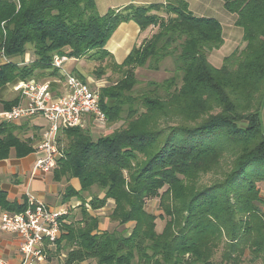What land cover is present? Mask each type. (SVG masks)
I'll list each match as a JSON object with an SVG mask.
<instances>
[{
    "label": "trees",
    "instance_id": "obj_1",
    "mask_svg": "<svg viewBox=\"0 0 264 264\" xmlns=\"http://www.w3.org/2000/svg\"><path fill=\"white\" fill-rule=\"evenodd\" d=\"M221 1L235 16L242 43L214 67L208 55L223 44L221 23L194 15L187 0L129 3L104 14L95 0H0V58L24 55L28 45L35 56L29 64L0 62V87L34 77L53 65V56L85 57L95 62L96 78L119 75L100 88L107 121L121 119L128 104L125 124L109 134L93 138L80 127L59 132L68 141L56 160V177L78 178L81 190L96 187L102 196L92 192L90 208L112 199L110 220L122 226L99 231L98 218L87 213L82 225L62 222L56 243L63 240L68 248L63 264H219L212 258L221 243V264H264L258 185L264 182V0ZM128 21L145 37L117 63L105 45ZM166 58L170 76L130 95L138 69L157 71ZM50 74L60 73L53 68ZM17 101L3 105L10 110ZM23 128L12 120L0 123V159L11 150L15 156L34 150L18 135ZM209 173L220 177L201 183ZM3 195L2 207L24 209L26 203L9 205ZM153 196L158 216L166 218L160 232L157 215L145 207Z\"/></svg>",
    "mask_w": 264,
    "mask_h": 264
},
{
    "label": "crops",
    "instance_id": "obj_2",
    "mask_svg": "<svg viewBox=\"0 0 264 264\" xmlns=\"http://www.w3.org/2000/svg\"><path fill=\"white\" fill-rule=\"evenodd\" d=\"M160 1L162 0H104L103 3L99 5L98 0H95L96 9L99 14H104L109 8L120 9L129 3H152ZM207 1V4L209 5L205 6L201 4L199 8L201 10L210 12V15H206L207 13H203V15H197L198 13L192 12L190 8L191 5L188 1L189 10L196 16H207L217 19L222 26V36L224 40L222 45H224L225 36L226 38L231 37L232 33L237 30L228 29L226 35H224L223 22L220 20V16L222 17L223 14L217 9L218 2L216 0ZM221 6L222 1L219 2V8ZM225 19L228 22H231L227 23L229 26H236L234 24V15L230 19L227 17ZM144 37L145 34H141L139 26L134 21L122 22L118 25L116 30L106 42L105 48L112 54L114 60L117 63H120L124 60L132 47L138 44L139 41ZM241 43L242 41L237 44L234 49L239 47ZM214 51L215 49L212 50L208 55L209 63L214 67H220L223 59H217L213 54ZM34 57L35 56L33 54L32 47L31 45H28L27 51L24 53V55H12L8 58L2 57L0 58V62L2 63L8 61L23 65L32 62ZM54 58L55 56H53L52 64L54 62ZM83 61L88 63L90 62V60L85 57H67V59L62 62V67L66 72L73 73L80 78L82 77L90 87L94 88L97 86V84H101L102 81L100 80H103V77L96 78L92 74V69L91 73H85L82 64ZM94 63L95 62H93V64ZM53 68L55 69L56 67L52 65L51 67L43 70H36V75L32 78H29L28 80H35L36 82L48 81L50 83L52 96L55 98L64 92V80L63 78H60V75L62 76V74H58L59 76L50 74L53 71ZM56 70L58 73H60L57 68ZM70 70L73 71L71 72ZM28 80L15 78L0 87V114L7 111L3 105V101L11 100L16 97H18L17 104L25 101L24 97L21 95V90L18 89L17 86L21 82H26ZM12 121L16 124H22V128H24L21 129L18 135L20 138L30 139L32 145L34 146V150L25 156H15L14 150H11L7 157L0 159V191L4 194V198L2 199H4L9 205H21L27 202V197L30 195L45 202L51 209L64 212L61 216L64 225H82V214L87 213L98 218L97 227L99 231H113L115 229L114 225H118L116 222L114 225L109 226L107 220L104 222L99 220L100 214L105 215L107 209H109L111 206H114L113 200L108 199L106 205L103 208L97 210H92L89 206L91 194L95 191L96 187H92L90 190H81V185L78 178L73 176L69 178L65 176L57 178L54 169L48 173L36 172L33 174L35 161L42 154V151L37 149L36 145L40 141L42 131L45 127L44 119L40 115H34L20 117L19 119ZM2 122L6 121L0 116V123ZM73 191H76V194L72 193ZM110 202H113V205H108ZM3 211L15 212L14 210H8L7 208H4L2 205H0V213ZM64 233H66L65 228L63 230V234ZM18 248L19 238L17 234L6 232L0 229V261H3L7 264H16L20 258ZM67 250L68 248L67 246L64 247L63 240H61L58 244L56 243L50 248L48 252L50 256L48 261H46V264H63ZM89 263L97 264V262L94 260L82 261L79 264Z\"/></svg>",
    "mask_w": 264,
    "mask_h": 264
},
{
    "label": "built area",
    "instance_id": "obj_3",
    "mask_svg": "<svg viewBox=\"0 0 264 264\" xmlns=\"http://www.w3.org/2000/svg\"><path fill=\"white\" fill-rule=\"evenodd\" d=\"M66 56H55L53 65L64 80V92L53 98L48 81L21 82L17 88L25 101L0 114L3 120L40 115L45 121L41 139L36 148L42 151L35 161L33 174L48 173L60 157L57 137L64 128H86L91 122L104 124L106 114L100 106V88L105 82L90 87L73 73L66 72L62 62ZM64 212L51 209L45 202L28 195L23 210L0 213V229L17 234L19 261L16 264H46L48 252L60 236L61 216ZM0 264H7L0 261Z\"/></svg>",
    "mask_w": 264,
    "mask_h": 264
},
{
    "label": "rangeland",
    "instance_id": "obj_4",
    "mask_svg": "<svg viewBox=\"0 0 264 264\" xmlns=\"http://www.w3.org/2000/svg\"><path fill=\"white\" fill-rule=\"evenodd\" d=\"M104 0H98L99 2V5L101 3H103ZM110 1V0H109ZM189 1L190 5H191V11L194 12V13H198L197 15H203V13H207L206 15H210V12L208 11H204V10H201L199 8V6L201 4L207 6L209 4L207 0H187V2ZM218 3H217V9L218 11H220L223 16L221 17L220 16V20L223 22V34L226 35V32L227 30L229 29H234V30H237V31H234L232 33V36L231 37H228L226 38L225 36V44L222 45L221 47L215 49L214 51V56L217 58V59H220V58H224L225 56L229 55L232 50L234 49V47L239 44L241 41H242V38H241V29L240 27H236L234 25H228L227 23H231V22H228L225 18L227 17L228 19L232 18L233 15L230 14L229 12H227L222 6L219 8V2H221V0H216ZM199 8V9H198ZM217 11V12H218ZM216 15V14H215ZM226 16V17H225ZM239 30V31H238ZM239 35V37H238ZM241 46V45H240ZM239 46V47H240ZM213 56V57H214ZM83 69L85 71V73H91V69H92V64L93 62H86V61H83ZM173 65H172V62L170 60V58H166L164 64H162L160 66V69L155 71V70H149L147 68H142V69H138V74L136 75L137 77V82L132 90V92H130V95L132 96H139L141 93H145L147 92L150 88L149 86L147 85L149 81H161L162 79L170 76V72H169V69L172 68ZM71 72L73 70H70ZM103 77V81L105 82L104 84L107 85V84H110L112 83L113 81L117 80L119 75L117 74H111V73H108V74H105L102 76ZM135 106H138V103L136 102L135 103ZM127 109H128V104H125L123 106V110L121 112V119H119L118 121H115V122H110V121H106V123L104 124H99V123H96V122H91L92 124H89L85 129L88 130V133H90V135L93 137V138H96L100 135H105V134H109L113 131V129H115L116 127L118 126H121V125H124L125 123H123V120H125L126 118V115H127ZM164 124V123H163ZM260 124H261V129L262 131H264V97H263V103H262V106H261V109H260ZM68 139L64 136V134L61 132L59 134V140H58V144H59V151L60 153L62 152L63 148H65V145L67 143ZM216 177H220V173H209V174H206L204 176H201L200 178V182L201 183H209L210 181H212L214 178ZM259 185V194L260 196L264 199V182H261V183H258ZM94 192H98L99 196H102V193L99 192V190L97 188H95V191ZM159 199L157 196H153V197H147L145 199V207L148 211L154 213L157 215L156 219H155V222H156V226H155V230L157 232H160L165 224V221H166V218H163V217H159V213L161 212L160 209H159ZM113 205V202H110L108 205ZM113 206H111L109 209H107L105 215L103 214H100L99 216V220L101 222H104L105 220H107L108 222V225L109 226H112L115 224L114 221L110 220V217H109V213L111 211V208ZM262 208L264 209V205L262 206ZM109 218V219H108ZM129 223H127L126 225L124 226H128ZM123 226V227H124ZM115 229L114 230H118L120 231L122 229V226H116L114 225ZM128 231V230H127ZM122 234V233H121ZM222 249V243L218 246V248H216V252L214 254V257L212 258V260L215 262V263H220V250ZM91 264V263H89ZM242 264H249L247 261L243 262Z\"/></svg>",
    "mask_w": 264,
    "mask_h": 264
}]
</instances>
